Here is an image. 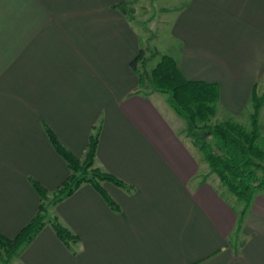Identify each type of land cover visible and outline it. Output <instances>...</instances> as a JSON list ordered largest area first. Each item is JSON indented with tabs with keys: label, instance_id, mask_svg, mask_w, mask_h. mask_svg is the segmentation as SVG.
<instances>
[{
	"label": "crops",
	"instance_id": "crops-1",
	"mask_svg": "<svg viewBox=\"0 0 264 264\" xmlns=\"http://www.w3.org/2000/svg\"><path fill=\"white\" fill-rule=\"evenodd\" d=\"M123 1L0 0V232L14 237L37 212L33 180L53 192L70 174L46 127L80 157L99 128L95 165L125 185L101 182L112 207L83 183L49 209L78 240L47 223L11 264H264V193L240 221L243 206L200 173L178 118L157 92L138 93ZM186 5L175 59L239 116L264 78V0Z\"/></svg>",
	"mask_w": 264,
	"mask_h": 264
},
{
	"label": "trees",
	"instance_id": "trees-1",
	"mask_svg": "<svg viewBox=\"0 0 264 264\" xmlns=\"http://www.w3.org/2000/svg\"><path fill=\"white\" fill-rule=\"evenodd\" d=\"M121 5L119 3L114 7L121 8L120 11L125 14L126 11ZM147 50L139 49L130 62V67L137 74L142 87L138 93L144 96L151 92L167 94L169 105L187 122V134L193 136L194 142L199 145L198 150L208 166L209 174L217 176L228 191L243 204L241 221L254 196L264 191V139H260L258 120L264 105V94L258 96L255 89L252 92L250 102L254 112L250 127L231 120L212 123L211 119L217 114L220 99L218 85L186 77L177 60L169 55H162L159 63L150 72L146 71L145 66L149 60L145 56ZM143 89L151 90L145 93ZM46 130L55 151L67 163L70 174L52 192L51 199L50 191L39 182L32 181L40 198L38 210L14 237H6L0 232V261L3 264H11L14 256L29 245L47 223L51 224L57 236L66 244L78 240L56 219L49 217V209L71 196L83 183L92 184L112 207H115V203L103 189L101 182L112 181L125 187L114 176L93 167L99 143V128L96 127L95 132L90 135L83 160L68 150L51 128L46 127ZM207 139H213V142Z\"/></svg>",
	"mask_w": 264,
	"mask_h": 264
},
{
	"label": "rangeland",
	"instance_id": "rangeland-1",
	"mask_svg": "<svg viewBox=\"0 0 264 264\" xmlns=\"http://www.w3.org/2000/svg\"><path fill=\"white\" fill-rule=\"evenodd\" d=\"M187 0H126L121 2L122 8L125 9V15L130 22V25L133 27V31L138 39L139 49H149V52L145 53L146 57H149L147 64L145 66L146 71H151L152 68L159 63L162 55H169L173 58L179 55L180 50V42L176 41L173 38L174 26L177 22V18L181 11L186 8ZM119 11L122 9L119 8ZM156 56L153 55L154 52ZM144 71V67L141 68ZM142 88V87H140ZM144 90V89H143ZM151 89L144 90L145 93L150 92ZM155 92H151L150 95ZM264 94V78L257 86V95L262 96ZM155 99L162 106L166 105L171 113L178 118L179 123H175L176 128L181 130V134L184 137L186 143L190 146L196 157L198 158L201 171L200 173L205 176L210 175L208 173V166L203 161V156L200 153L199 145L196 144L193 140V136H188L187 134V122L181 118L176 112L172 109V107L168 103V96L164 93H156ZM217 114L215 118L211 119L212 123H216L217 121L231 120L236 121L243 126L250 127L251 123V115L254 112V108L252 103L250 102L247 105L242 114L239 116L230 113L226 108L218 103L217 105ZM259 126H260V139H264V105L262 106L259 113ZM201 129V128H200ZM207 134V132H205ZM209 142H213V139H207ZM83 160V157H82ZM94 168L99 169L95 165V160L93 164ZM101 171V170H100ZM208 173V174H207ZM215 176V175H214ZM217 177V176H215ZM223 185V184H222ZM223 187V186H222ZM226 189V187L224 188ZM261 193H264L261 192ZM51 199L53 197V193L50 192ZM231 199V198H230ZM235 206L240 205V209L243 206L242 203L236 200ZM51 210V209H50ZM49 210V212H50ZM5 260V253L3 252ZM0 264H3L0 261Z\"/></svg>",
	"mask_w": 264,
	"mask_h": 264
}]
</instances>
